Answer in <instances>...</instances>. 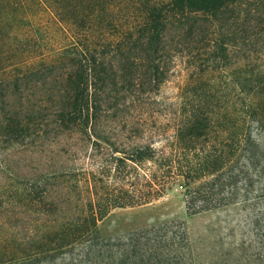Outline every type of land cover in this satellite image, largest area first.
Listing matches in <instances>:
<instances>
[{
    "label": "trees",
    "instance_id": "16d2710c",
    "mask_svg": "<svg viewBox=\"0 0 264 264\" xmlns=\"http://www.w3.org/2000/svg\"><path fill=\"white\" fill-rule=\"evenodd\" d=\"M168 191L264 264V0H0V264H198L183 219L98 233Z\"/></svg>",
    "mask_w": 264,
    "mask_h": 264
},
{
    "label": "rangeland",
    "instance_id": "374dc122",
    "mask_svg": "<svg viewBox=\"0 0 264 264\" xmlns=\"http://www.w3.org/2000/svg\"><path fill=\"white\" fill-rule=\"evenodd\" d=\"M172 92V84L163 88ZM183 219L198 264H256L261 254L247 208L228 205L187 214L182 196L168 191L149 202L111 208L97 224L101 236ZM260 257V256H259ZM255 260V261H254Z\"/></svg>",
    "mask_w": 264,
    "mask_h": 264
}]
</instances>
